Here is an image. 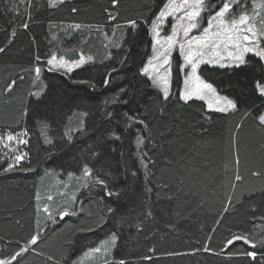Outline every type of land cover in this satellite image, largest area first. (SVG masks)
<instances>
[{"label": "trees", "instance_id": "trees-1", "mask_svg": "<svg viewBox=\"0 0 264 264\" xmlns=\"http://www.w3.org/2000/svg\"><path fill=\"white\" fill-rule=\"evenodd\" d=\"M166 1L0 0V138L23 137L18 162L0 144V261L264 264L262 60L198 68L226 111L181 98L176 56L163 97L143 68Z\"/></svg>", "mask_w": 264, "mask_h": 264}, {"label": "rangeland", "instance_id": "rangeland-1", "mask_svg": "<svg viewBox=\"0 0 264 264\" xmlns=\"http://www.w3.org/2000/svg\"><path fill=\"white\" fill-rule=\"evenodd\" d=\"M51 1L55 3L60 0ZM184 2L185 0H167L152 20L150 25L151 45L146 57L143 72L150 83L160 91L163 97H165V89L168 91V95L170 93L173 59L174 56H176L178 59V70L181 74L179 91L181 98L183 95H187V99H201L206 103L209 109L220 111L221 108L227 107L224 99L227 97L219 94L214 87L212 91H198L197 89L200 83V81L196 79V77L199 76L198 68L203 64L221 68L238 66L240 63L235 57L242 54L244 58L248 53L256 55V52L261 51L258 46V41L260 37L264 36V0H240L239 4H235V0H228V2L234 4V7L223 18L227 23L222 25L220 18L212 19L210 32L207 34L211 41L217 46L207 48H203L202 45L195 42L189 43V41L193 37L199 40L205 35L203 29L209 27L210 16L213 14L210 10H212L213 5H216L217 8L215 11H218L219 7H222L224 0H210V2L207 3V10L201 12L199 19L200 27L192 30L188 37H184L183 33V29L188 27V22L182 18L185 17L187 11L197 10L194 7L196 0H188V6L182 7ZM177 9L179 10L177 11ZM162 11L165 15H163L162 19H157ZM241 13L248 17V21L244 25H240L238 28L233 29L231 21L233 19L238 20ZM250 27L253 28L256 35L252 37L251 42L244 41L243 35L248 34L251 36V33H246L245 31ZM73 29H78V27L74 26ZM112 30L109 35H104L106 45L112 42L118 32L116 28H112ZM229 34L237 37V39L229 40L227 38ZM169 36H173L177 43L169 45ZM181 44L184 45L183 48H181ZM245 47H250L253 51L244 52ZM189 50L197 54L203 50V55H196L193 58L194 62L197 60L199 61L194 75H190L192 72L191 65L188 64L185 59ZM88 60V57L80 55L79 60L68 61L63 56L58 55L55 49L48 59V65L53 69L69 72L81 67L83 63ZM261 60L264 67V59ZM166 61L167 63H165ZM60 65L63 66L61 67ZM199 78L201 81L208 83L202 77L199 76ZM261 85L264 86V83ZM258 92L264 97V93H262L259 88ZM227 100L230 99L227 98ZM228 109L231 108H227V110ZM262 115H264V111L259 115V120ZM262 123L264 124V122ZM9 137H11V139H9ZM22 143V136L14 137L5 135L3 138H0L2 147L12 152L13 163L18 162L16 159L17 156H21L18 150Z\"/></svg>", "mask_w": 264, "mask_h": 264}, {"label": "snow or ice", "instance_id": "snow-or-ice-1", "mask_svg": "<svg viewBox=\"0 0 264 264\" xmlns=\"http://www.w3.org/2000/svg\"><path fill=\"white\" fill-rule=\"evenodd\" d=\"M210 2V0H196V3L194 5V7L197 9V10H194V11H187L186 12V15L185 17H183L182 19H185L187 22H188V27H185L183 29V33H184V37H188L189 36V33L194 30V29H197L200 27V24H199V19H200V16H201V12L207 10V3ZM240 3V0H235V4H239ZM185 6H188V0H185L184 2V5H182V7H185ZM234 7V4L231 3V2H228V0H224V2L222 3V7H219V10L218 11H215V9L217 8L216 5H213L212 7V15L210 16V20H209V27H206L203 29V32H204V36L197 40L195 37L191 38V40L189 41V43L191 42H195L197 44H200L203 46V48H207V47H216L217 45L211 41L210 37L207 35L209 32H210V28H211V20L212 19H216V18H220L221 19V24H226L227 21H225L223 18L225 17L226 14H228ZM179 9H177L178 11ZM163 15H165V13L162 11L160 16L157 17V19H162ZM248 21V17L241 13V15L239 16V19L238 20H235L233 19L231 21V25H232V28L233 29H236L238 28V26L240 25H244L245 23H247ZM246 33H251V36L248 35V34H245L243 35V40L244 41H248V42H251L252 40V37H254L256 35L255 31L253 30V28H248L245 30ZM219 35V34H217ZM227 38L229 40H235L237 39V37H234L232 35H228ZM168 43L169 45H172V44H175L177 43V41L174 39L173 36H169L168 37ZM184 45L181 44V48H183ZM253 49L250 48V47H245L244 48V52H252ZM258 57H260L261 59H264V50H261L259 52H256L255 53ZM196 55H203V50H201L200 53H195L194 51L192 50H189L188 53H187V56L185 57L186 59V62L188 64L191 65V69H192V72L190 73V75H194L196 73V69H197V64H198V60L194 62V56ZM236 60L239 61L240 64H243L244 63V58H243V55L241 54L240 56H237L235 57ZM51 62V61H50ZM167 63V61L165 62ZM61 67L63 65H60ZM196 79L198 81H200L199 83V87H198V91L200 92H204V91H212L213 90V86L209 83H206L204 81H201L199 76L196 77ZM105 83H108V81L106 80ZM257 87L259 88V90L264 93V86L260 85V84H257ZM164 96L165 98H167L168 96V91L165 89L164 90ZM182 98L184 99H187L188 96L187 95H183ZM225 101H226V105L227 107L226 108H221L220 111H226L227 108H233L235 107V105L233 104V102L231 100H227V98H224ZM129 119H131V117H129ZM260 120L262 122H264V115H262L260 117ZM140 123H143V121H140ZM9 139H11V137H9ZM138 143H143L142 140H139ZM17 161H19L20 159H22L21 156H17L16 157ZM84 174L85 175H89L90 172L89 170L87 169V167H85V170H84ZM133 176L136 175L135 172L132 173ZM100 184H104V181L103 180H100L98 181ZM108 195H113V193L109 192L107 193ZM111 211V209H110ZM65 213H61V215H64ZM237 239H242L243 237H236ZM262 239V242H264V237L261 238ZM36 240V237H33L32 238V243H34ZM229 243H231V241H229ZM249 256H254L255 253H248ZM13 259H15V257H13ZM0 264H6V262L4 261H0ZM121 264H123V261H121Z\"/></svg>", "mask_w": 264, "mask_h": 264}, {"label": "bare ground", "instance_id": "bare-ground-1", "mask_svg": "<svg viewBox=\"0 0 264 264\" xmlns=\"http://www.w3.org/2000/svg\"><path fill=\"white\" fill-rule=\"evenodd\" d=\"M219 3V2H218ZM113 31V30H112ZM103 33V32H102Z\"/></svg>", "mask_w": 264, "mask_h": 264}]
</instances>
